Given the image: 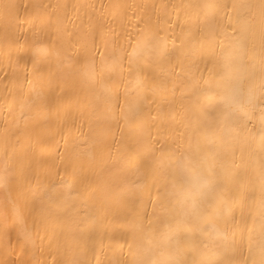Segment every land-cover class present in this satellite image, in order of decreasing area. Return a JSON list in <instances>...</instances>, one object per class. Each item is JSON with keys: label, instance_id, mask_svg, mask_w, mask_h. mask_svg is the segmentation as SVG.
Returning a JSON list of instances; mask_svg holds the SVG:
<instances>
[{"label": "bare ground", "instance_id": "6f19581e", "mask_svg": "<svg viewBox=\"0 0 264 264\" xmlns=\"http://www.w3.org/2000/svg\"><path fill=\"white\" fill-rule=\"evenodd\" d=\"M262 74L264 0H0V264H264Z\"/></svg>", "mask_w": 264, "mask_h": 264}, {"label": "snow or ice", "instance_id": "6c2138e0", "mask_svg": "<svg viewBox=\"0 0 264 264\" xmlns=\"http://www.w3.org/2000/svg\"><path fill=\"white\" fill-rule=\"evenodd\" d=\"M235 65L236 61L232 56H226L224 60V65L222 71L219 73L221 80L226 82H231L234 79V72H235ZM95 70V66L93 65V71ZM101 70L104 71L105 69L103 66L101 67ZM260 89L262 94H264V74H262V78L260 81ZM114 101L118 102V96L115 93H111L108 95V103L110 106L113 104ZM260 128L258 130L257 136L259 139V147H260V164L262 168L261 172V179L262 182H264V111L261 113V119H260ZM244 164V161H241V165ZM183 165H181V168L183 169ZM191 171L195 172V169H192ZM211 174V169L208 170ZM192 183H195V177L191 181ZM201 195H204V193H201ZM185 207H188L187 202H182ZM190 214L200 216L202 219L204 218V214L197 209L195 202L193 201L190 207ZM262 245H264V240H262Z\"/></svg>", "mask_w": 264, "mask_h": 264}]
</instances>
